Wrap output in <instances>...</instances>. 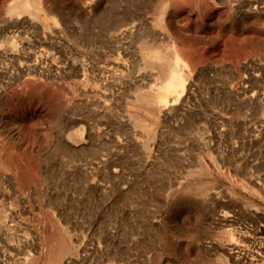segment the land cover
I'll list each match as a JSON object with an SVG mask.
<instances>
[{
    "label": "rangeland",
    "instance_id": "rangeland-1",
    "mask_svg": "<svg viewBox=\"0 0 264 264\" xmlns=\"http://www.w3.org/2000/svg\"><path fill=\"white\" fill-rule=\"evenodd\" d=\"M65 259L264 264V0H0V264Z\"/></svg>",
    "mask_w": 264,
    "mask_h": 264
},
{
    "label": "bare ground",
    "instance_id": "bare-ground-1",
    "mask_svg": "<svg viewBox=\"0 0 264 264\" xmlns=\"http://www.w3.org/2000/svg\"><path fill=\"white\" fill-rule=\"evenodd\" d=\"M27 2H24V3H21V9L20 10H26L25 9V7H27ZM130 30H132V29H130ZM173 63V62H172ZM28 73V72H27ZM184 78L181 76V74H178L177 72H172V75H171V77L169 78V80H168V82L162 87V88H159V89H161L160 90V92H158L157 93V95H156V99L158 100V101H163V102H167V100H168V94L171 92V90L173 89V88H175V86L176 87H180V86H182V89L184 90V85H185V83H184ZM176 89H173V91H175ZM172 91V92H173ZM171 95V94H170ZM180 96V95H179ZM178 96V97H179ZM142 98V97H141ZM145 99V98H144ZM155 99V100H156ZM146 100V99H145ZM138 101V100H137ZM142 102V101H141ZM146 102V101H145ZM156 103H158V102H156ZM157 105V104H156ZM161 105V104H160ZM166 106V105H165ZM223 215H226V213L225 214H223ZM65 262H66V259L64 260V261H62L61 262V264H65Z\"/></svg>",
    "mask_w": 264,
    "mask_h": 264
}]
</instances>
